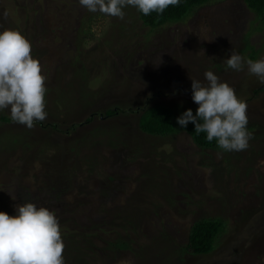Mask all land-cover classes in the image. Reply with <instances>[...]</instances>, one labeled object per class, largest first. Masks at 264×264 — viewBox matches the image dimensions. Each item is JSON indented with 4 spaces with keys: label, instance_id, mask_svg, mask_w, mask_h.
<instances>
[{
    "label": "rangeland",
    "instance_id": "1",
    "mask_svg": "<svg viewBox=\"0 0 264 264\" xmlns=\"http://www.w3.org/2000/svg\"><path fill=\"white\" fill-rule=\"evenodd\" d=\"M79 0H0V31L20 32L47 77V118L31 129L0 111V211H54L64 264H264V83L227 67L264 59V28L241 0L210 1L148 28ZM249 47L251 49H249ZM206 71L247 103L249 146L196 147L177 123ZM168 109L173 131H139L142 109ZM114 110L112 116H105ZM190 123V122H189ZM218 218L206 255L183 251L191 224Z\"/></svg>",
    "mask_w": 264,
    "mask_h": 264
},
{
    "label": "clouds",
    "instance_id": "2",
    "mask_svg": "<svg viewBox=\"0 0 264 264\" xmlns=\"http://www.w3.org/2000/svg\"><path fill=\"white\" fill-rule=\"evenodd\" d=\"M180 0H79L89 12H100L123 19L125 7L136 8L147 16L162 14ZM31 43L18 31H0V111L9 110L14 123L31 129L47 118L45 82L39 61L31 55ZM245 64L251 75L264 83V59L253 61L236 52L226 60L228 68L242 71ZM207 84L192 79V100L198 105L195 115L186 110L177 118L185 127L194 124L197 134L205 133L209 142L226 152L243 151L249 146L247 103L238 99L234 88L206 71ZM16 215L0 211V264H64V243L54 211L26 202L16 205Z\"/></svg>",
    "mask_w": 264,
    "mask_h": 264
},
{
    "label": "trees",
    "instance_id": "3",
    "mask_svg": "<svg viewBox=\"0 0 264 264\" xmlns=\"http://www.w3.org/2000/svg\"><path fill=\"white\" fill-rule=\"evenodd\" d=\"M210 1L218 0H180L179 5L169 6L162 14L155 12L143 15L137 10V16L142 25L152 29L164 24L175 23L187 18L191 12ZM259 22V28H264V0H241ZM249 49H251L249 47ZM264 88V87H263ZM114 110L105 111V116H112ZM0 120L5 121L3 117ZM137 127L140 132L153 136H163L173 131V125L168 109L162 106H153L141 110ZM193 144L200 149H213L217 142L207 141L206 134L195 132L191 122L184 128ZM222 221L218 218L199 219L191 224L186 235L183 251L190 255H206L214 248L215 239L221 229Z\"/></svg>",
    "mask_w": 264,
    "mask_h": 264
}]
</instances>
